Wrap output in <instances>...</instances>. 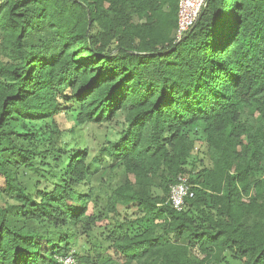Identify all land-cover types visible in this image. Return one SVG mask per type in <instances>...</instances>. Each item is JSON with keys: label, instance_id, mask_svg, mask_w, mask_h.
Segmentation results:
<instances>
[{"label": "trees", "instance_id": "1", "mask_svg": "<svg viewBox=\"0 0 264 264\" xmlns=\"http://www.w3.org/2000/svg\"><path fill=\"white\" fill-rule=\"evenodd\" d=\"M178 2L0 0V264H264V0Z\"/></svg>", "mask_w": 264, "mask_h": 264}, {"label": "built area", "instance_id": "2", "mask_svg": "<svg viewBox=\"0 0 264 264\" xmlns=\"http://www.w3.org/2000/svg\"><path fill=\"white\" fill-rule=\"evenodd\" d=\"M208 0H179L177 8V28L175 37L179 40L198 20ZM191 186L186 179L170 187L169 203L177 211L184 206L186 199L192 198ZM56 264H77L73 254L56 258Z\"/></svg>", "mask_w": 264, "mask_h": 264}, {"label": "rangeland", "instance_id": "3", "mask_svg": "<svg viewBox=\"0 0 264 264\" xmlns=\"http://www.w3.org/2000/svg\"><path fill=\"white\" fill-rule=\"evenodd\" d=\"M6 44L3 42V36H0V62L1 63H4V62H7L8 61V58L6 56L7 52H6ZM38 125V124H37ZM40 126V125H39ZM41 127V126H40ZM85 134H87V136H92V131L89 130V131H85ZM190 137H193V131L190 132ZM200 139L203 138L202 135H199L198 136ZM91 141V145L95 146V143L97 142V140H90ZM4 188V184L0 181V189H3ZM0 204H2V200H0ZM81 240H78L77 243H76V246L74 248L75 252L78 253L79 251H81L82 253H84V246L82 243H80ZM43 249H48V247L46 245L43 244Z\"/></svg>", "mask_w": 264, "mask_h": 264}]
</instances>
